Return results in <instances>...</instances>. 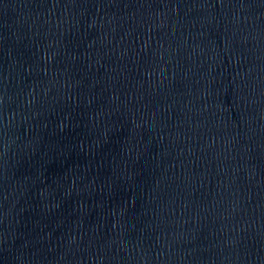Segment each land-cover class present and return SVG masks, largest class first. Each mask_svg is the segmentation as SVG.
Wrapping results in <instances>:
<instances>
[{
  "label": "water",
  "instance_id": "obj_1",
  "mask_svg": "<svg viewBox=\"0 0 264 264\" xmlns=\"http://www.w3.org/2000/svg\"><path fill=\"white\" fill-rule=\"evenodd\" d=\"M0 264H264V0H0Z\"/></svg>",
  "mask_w": 264,
  "mask_h": 264
}]
</instances>
